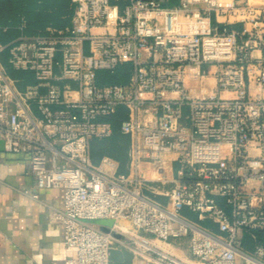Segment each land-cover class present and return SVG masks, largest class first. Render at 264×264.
I'll return each instance as SVG.
<instances>
[{
	"label": "built area",
	"instance_id": "built-area-1",
	"mask_svg": "<svg viewBox=\"0 0 264 264\" xmlns=\"http://www.w3.org/2000/svg\"><path fill=\"white\" fill-rule=\"evenodd\" d=\"M168 1L73 0L69 25L0 40V179L3 151L25 153L38 188H64L65 264L122 247L133 264H264V3ZM123 63L125 82H98ZM119 111L127 157L96 162Z\"/></svg>",
	"mask_w": 264,
	"mask_h": 264
},
{
	"label": "crops",
	"instance_id": "crops-1",
	"mask_svg": "<svg viewBox=\"0 0 264 264\" xmlns=\"http://www.w3.org/2000/svg\"><path fill=\"white\" fill-rule=\"evenodd\" d=\"M250 1L264 3V0ZM51 27L54 26L49 25L47 32ZM7 56V52L2 54L5 65H8ZM16 78L23 90L36 81L30 70H25L21 77ZM98 142L96 139L91 141L92 158L96 162L103 155L95 156L94 147ZM3 159V178L0 179V264H65L75 250L64 243L62 222L52 217L53 210L64 208V188H38L25 153L3 151ZM25 189L37 192L38 196Z\"/></svg>",
	"mask_w": 264,
	"mask_h": 264
},
{
	"label": "trees",
	"instance_id": "trees-1",
	"mask_svg": "<svg viewBox=\"0 0 264 264\" xmlns=\"http://www.w3.org/2000/svg\"><path fill=\"white\" fill-rule=\"evenodd\" d=\"M179 0H169L167 5L175 6ZM75 3L73 0H0V40L7 42L19 34L38 35L45 34L47 27H65L71 23ZM20 27V25H22ZM239 27L240 24L231 25ZM10 74L14 77H21L25 70L9 67ZM130 73V64H120L114 71L99 70L98 82H125ZM123 115L119 111L113 118L114 132L104 139L98 140L95 156L99 157L108 153L119 158L122 162L127 157L129 140L127 135L119 129V119ZM102 140V141H101ZM209 224V221H204ZM258 234L264 237V231L259 230Z\"/></svg>",
	"mask_w": 264,
	"mask_h": 264
},
{
	"label": "water",
	"instance_id": "water-1",
	"mask_svg": "<svg viewBox=\"0 0 264 264\" xmlns=\"http://www.w3.org/2000/svg\"><path fill=\"white\" fill-rule=\"evenodd\" d=\"M94 221L103 223L102 228L104 230H109L110 225L114 223V220L110 218L96 219ZM110 258V264H133L134 254L129 249L122 247L121 249H112Z\"/></svg>",
	"mask_w": 264,
	"mask_h": 264
},
{
	"label": "rangeland",
	"instance_id": "rangeland-1",
	"mask_svg": "<svg viewBox=\"0 0 264 264\" xmlns=\"http://www.w3.org/2000/svg\"><path fill=\"white\" fill-rule=\"evenodd\" d=\"M251 2H253V1H251ZM128 148V147H127ZM126 223H128V222H126Z\"/></svg>",
	"mask_w": 264,
	"mask_h": 264
}]
</instances>
